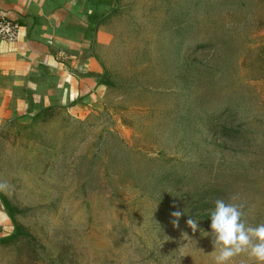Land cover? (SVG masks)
I'll return each mask as SVG.
<instances>
[{"label": "rangeland", "instance_id": "rangeland-1", "mask_svg": "<svg viewBox=\"0 0 264 264\" xmlns=\"http://www.w3.org/2000/svg\"><path fill=\"white\" fill-rule=\"evenodd\" d=\"M89 12L98 97L0 129V264H214L215 199L264 223V0Z\"/></svg>", "mask_w": 264, "mask_h": 264}, {"label": "crops", "instance_id": "crops-1", "mask_svg": "<svg viewBox=\"0 0 264 264\" xmlns=\"http://www.w3.org/2000/svg\"><path fill=\"white\" fill-rule=\"evenodd\" d=\"M93 2L105 0H0V18L18 25L15 42L0 40V129L55 104L82 107L92 91L98 97L100 68L87 46Z\"/></svg>", "mask_w": 264, "mask_h": 264}, {"label": "clouds", "instance_id": "clouds-1", "mask_svg": "<svg viewBox=\"0 0 264 264\" xmlns=\"http://www.w3.org/2000/svg\"><path fill=\"white\" fill-rule=\"evenodd\" d=\"M246 205L238 194L227 199L217 198L209 210L210 234L213 237L214 264H235L236 259L247 256L253 264H264V223L251 224L246 219ZM180 212H173L178 225ZM187 226L200 230L199 220L190 218ZM187 239V236H185Z\"/></svg>", "mask_w": 264, "mask_h": 264}, {"label": "built area", "instance_id": "built-area-1", "mask_svg": "<svg viewBox=\"0 0 264 264\" xmlns=\"http://www.w3.org/2000/svg\"><path fill=\"white\" fill-rule=\"evenodd\" d=\"M18 37V25L0 18V40L5 42H15Z\"/></svg>", "mask_w": 264, "mask_h": 264}, {"label": "trees", "instance_id": "trees-1", "mask_svg": "<svg viewBox=\"0 0 264 264\" xmlns=\"http://www.w3.org/2000/svg\"><path fill=\"white\" fill-rule=\"evenodd\" d=\"M0 200H1V202L3 203V205H4V210H5V212H6V214H7V216L9 217V219L14 223V225H15V235H13L12 237H10V238H15L16 236H18V235H22L23 234V231H22V229H21V227H19L16 223H15V221H14V214H15V212H17V209H15V208H13V207H11L10 205H9V203L7 202V200L3 197V196H0Z\"/></svg>", "mask_w": 264, "mask_h": 264}]
</instances>
